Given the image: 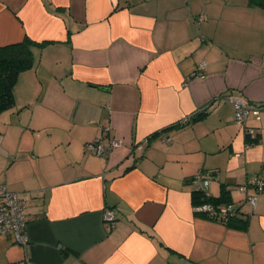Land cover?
Listing matches in <instances>:
<instances>
[{"label": "crops", "instance_id": "0c3cea01", "mask_svg": "<svg viewBox=\"0 0 264 264\" xmlns=\"http://www.w3.org/2000/svg\"><path fill=\"white\" fill-rule=\"evenodd\" d=\"M24 36L45 45L32 48L14 106L0 112V186L26 200L28 242L0 235V264H264V189L255 207L245 200L254 189L240 190L249 170L264 182V109L241 130L232 101L264 103L263 9L0 0V46ZM202 60L204 78L191 77ZM245 127L258 136L248 146ZM108 137L121 144L107 155L85 150ZM225 144L244 167L232 159L224 170ZM200 169L218 175L210 196L227 192L247 213L244 229L194 213L189 180Z\"/></svg>", "mask_w": 264, "mask_h": 264}, {"label": "built area", "instance_id": "2783aa9c", "mask_svg": "<svg viewBox=\"0 0 264 264\" xmlns=\"http://www.w3.org/2000/svg\"><path fill=\"white\" fill-rule=\"evenodd\" d=\"M205 70L206 62L202 60L192 72L191 77L204 78ZM232 101L235 111L234 120L239 125H243L250 114L257 115L260 111L258 108L248 105L240 97H233ZM147 140L145 139L143 144H146L148 142ZM120 144L121 140L115 137H108L107 142H104L101 138H94L85 143V150L102 156L107 155L112 148L119 147ZM143 144L141 143L137 147L141 148ZM217 179L218 175L215 171L200 169L189 180V184L207 189L211 181ZM247 187H252L254 194H247L245 200L248 204L255 207V193L262 192L264 189V182L261 176L259 174L250 176L245 184L240 185V190L245 192ZM25 201L18 192L8 190L5 185L0 186V235L9 237L16 244H26L28 242ZM195 211L204 214L206 217L213 218L216 221H223L227 216L234 214L235 206L233 204H226L215 207L211 203H204L196 206ZM114 219L115 213L112 209H105L103 211V220L105 222H112Z\"/></svg>", "mask_w": 264, "mask_h": 264}, {"label": "trees", "instance_id": "16d2710c", "mask_svg": "<svg viewBox=\"0 0 264 264\" xmlns=\"http://www.w3.org/2000/svg\"><path fill=\"white\" fill-rule=\"evenodd\" d=\"M249 3L253 6H257L264 10V0H249ZM45 45V42L37 43L31 40L28 36H24L19 42L0 46V112L5 109L12 108L14 106V87L17 82L19 73L33 66V47L41 48ZM259 110L264 109V103H258L251 105ZM205 111L203 109L198 110L186 121L180 120L177 123L170 126L171 128H181L203 116ZM247 137L251 140L247 141V144H253L257 141L258 136L250 129L245 127ZM148 141V140H147ZM211 184V183H210ZM191 187V196L194 207L202 205L204 203H211L213 206L218 207L220 205L233 204L235 206L234 214L227 216L223 221L227 226L237 229H244L247 224V213L241 210L240 205L233 203L227 192H223L219 197H213L208 194V188ZM195 211V210H194ZM196 215L206 217L204 214L197 211ZM246 215V217L244 216ZM215 220V219H213Z\"/></svg>", "mask_w": 264, "mask_h": 264}, {"label": "rangeland", "instance_id": "374dc122", "mask_svg": "<svg viewBox=\"0 0 264 264\" xmlns=\"http://www.w3.org/2000/svg\"><path fill=\"white\" fill-rule=\"evenodd\" d=\"M235 124H236V122H234ZM237 125V124H236ZM237 126H239L240 128H241V130H243L242 129V126L243 125H237ZM228 144H229V142H228ZM228 144H225L221 149H220V151H218L217 152V155H221L224 159H223V161H224V170L225 169H228V167L232 164V165H237V163L234 161V162H228V161H231L232 159H236V160H239L240 161V163H239V165L241 166V167H244V162H245V160H244V157L242 156L243 154L242 153H240V152H236V151H231L230 150V147H229V145ZM251 146V145H250ZM228 160V161H227ZM248 165H251L252 164V161L251 162H248L247 163ZM250 168L251 169H254V165H252V166H250ZM240 169H242V168H240ZM228 170H230V169H228ZM237 170H239V169H237ZM244 170V169H243ZM261 170L262 169H260V168H258V170H252V171H248L247 173V178L244 176L241 180H242V182L240 183V184H245L246 183V181H247V179L250 177V176H252V175H254V174H256V173H260V174H262V172H261ZM211 182H213V180L211 181ZM214 182H217V181H215L214 180ZM213 182V183H214ZM219 183V182H218ZM193 185V184H192ZM189 186H191L190 184H189ZM239 186V185H238ZM238 186L237 187H235L236 188V191H240L239 190V188H238ZM196 187V186H195Z\"/></svg>", "mask_w": 264, "mask_h": 264}]
</instances>
